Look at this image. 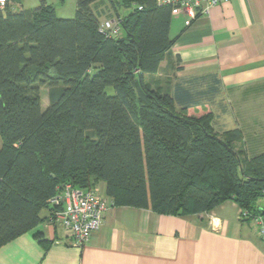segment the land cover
I'll list each match as a JSON object with an SVG mask.
<instances>
[{"label": "trees", "instance_id": "obj_1", "mask_svg": "<svg viewBox=\"0 0 264 264\" xmlns=\"http://www.w3.org/2000/svg\"><path fill=\"white\" fill-rule=\"evenodd\" d=\"M0 8V248L57 221L66 186L99 192L115 208L209 214L232 201L264 221V154L249 158L240 130L153 76L172 51V10L158 0H77L74 19L54 6ZM120 34L103 30L101 10ZM151 76L152 78H148ZM161 80V79H159ZM49 105L43 109V90ZM113 89V95L108 90ZM36 238L50 241L42 233Z\"/></svg>", "mask_w": 264, "mask_h": 264}, {"label": "crops", "instance_id": "obj_2", "mask_svg": "<svg viewBox=\"0 0 264 264\" xmlns=\"http://www.w3.org/2000/svg\"><path fill=\"white\" fill-rule=\"evenodd\" d=\"M97 6L107 15L101 21L109 19L107 4ZM171 37L177 41L153 79L168 78L172 92L183 84L211 109L217 131L240 130L237 146L249 158L263 155L264 0H230L196 20L180 15ZM99 191L105 195V184ZM242 215L232 201L189 217L111 207L83 247L57 216L0 248V264H264L259 229Z\"/></svg>", "mask_w": 264, "mask_h": 264}, {"label": "built area", "instance_id": "obj_3", "mask_svg": "<svg viewBox=\"0 0 264 264\" xmlns=\"http://www.w3.org/2000/svg\"><path fill=\"white\" fill-rule=\"evenodd\" d=\"M230 0H158L160 6L171 8L174 18L187 15L191 20L210 15L216 7ZM6 0H0V8L4 9ZM103 30L119 35L120 29L115 21H105ZM52 206H62L57 213L65 231L72 237L77 247L86 245L92 235L98 232L108 211L110 203L98 192L75 189L68 185L62 194L51 201ZM248 214L243 212L242 219ZM258 227V234L264 242V221L262 217L253 220Z\"/></svg>", "mask_w": 264, "mask_h": 264}, {"label": "rangeland", "instance_id": "obj_4", "mask_svg": "<svg viewBox=\"0 0 264 264\" xmlns=\"http://www.w3.org/2000/svg\"><path fill=\"white\" fill-rule=\"evenodd\" d=\"M42 2H43V0H22V8L24 10H34V9L39 8ZM46 2L49 5L55 7L58 18H60V19H74L75 18L76 11H77V0H46ZM102 17L107 18V15L101 14V18ZM109 19H106L105 21H109ZM168 76H172V75L168 74ZM165 80L168 81V78H166V79L162 78L161 85L165 86V90L169 91L170 85H169V83H166ZM108 92H109V94L113 95L114 90L109 89ZM42 98H43V109L45 110V109H47V107L49 105L48 92L46 89L43 90ZM1 147H2V139L0 136V149H1ZM98 193L101 196H103L104 198H106L105 195L103 193H101L100 191ZM106 199L109 202V199L108 198H106ZM111 207H112V205H109L108 211L110 210ZM61 211L62 210H60V212ZM108 211H107V213H108ZM60 221H61V219H60ZM61 224H62V222H61ZM70 238L72 239L71 236H70ZM72 241H73V239H72ZM73 243H74V241H73Z\"/></svg>", "mask_w": 264, "mask_h": 264}]
</instances>
